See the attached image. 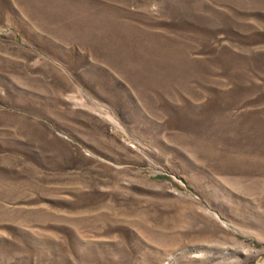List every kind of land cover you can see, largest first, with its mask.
<instances>
[{
	"label": "rangeland",
	"instance_id": "rangeland-1",
	"mask_svg": "<svg viewBox=\"0 0 264 264\" xmlns=\"http://www.w3.org/2000/svg\"><path fill=\"white\" fill-rule=\"evenodd\" d=\"M0 264H264V0H0Z\"/></svg>",
	"mask_w": 264,
	"mask_h": 264
}]
</instances>
